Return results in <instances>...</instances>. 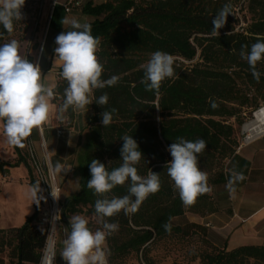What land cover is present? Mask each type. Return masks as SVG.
Returning <instances> with one entry per match:
<instances>
[{
  "label": "trees",
  "instance_id": "1",
  "mask_svg": "<svg viewBox=\"0 0 264 264\" xmlns=\"http://www.w3.org/2000/svg\"><path fill=\"white\" fill-rule=\"evenodd\" d=\"M30 1L36 30L43 0H25V6ZM225 4L231 6V14L220 35L213 37L210 35L212 19ZM81 12L90 18L87 23L91 25L92 35L100 38L96 54L104 67L102 79L118 76L119 81L115 86L94 90L89 122L75 156L78 190L65 198L62 217L80 213L83 208L96 216L95 201L103 197L87 187L91 178L88 164L98 159L109 171L120 166L121 137L132 136L143 154L136 165L138 174L147 176L149 170L158 173L161 187L143 201L136 213L125 215L121 211L105 218L119 225L117 231L106 237L107 252L110 258L134 252L141 255L142 264H151L148 252L152 245L159 239L182 233L172 222L183 213L184 206L173 191L174 182L165 167L172 159L167 151L169 145L177 137L189 141L202 138L207 142L206 149L199 154L198 167L207 173L210 187L209 175L220 169L222 162L234 154L233 146H238L231 120L241 124L264 105V60L256 66L260 73L257 80L240 56L242 45H247L245 51H250L258 40L264 41V0L87 1L81 6ZM16 24L17 21L14 29ZM70 30L73 29L61 32ZM9 35L0 25V44ZM33 46L39 49V43ZM157 50L173 56L175 72L172 78L162 82L159 95L146 91L140 82L144 75L142 66ZM25 57L34 63L29 53ZM66 87L67 82L63 80L53 88L54 97L63 98L60 104L65 99ZM104 93L109 100L101 107L95 101ZM111 109L117 111L111 125L104 127L100 113ZM66 115L69 126L74 118L71 107ZM23 143V148L11 145L16 154L13 162L0 159L2 173L6 166L26 163V140ZM29 184L33 189L36 187L31 173ZM129 185L130 181L118 185L106 195L109 199L123 197L128 194ZM39 197L40 193L35 196L34 212L22 225L0 229V264H5L4 257L10 264H38L46 239V232L35 223L43 202L42 199L37 202ZM188 209L200 213L209 211V193L198 196ZM166 222L171 224L170 231L163 227ZM192 235L206 247L199 253V264H264V245H244L227 251L216 248L196 233Z\"/></svg>",
  "mask_w": 264,
  "mask_h": 264
},
{
  "label": "clouds",
  "instance_id": "2",
  "mask_svg": "<svg viewBox=\"0 0 264 264\" xmlns=\"http://www.w3.org/2000/svg\"><path fill=\"white\" fill-rule=\"evenodd\" d=\"M25 0H0V25L8 33L14 31V23L22 21V9ZM231 14V6L224 7L212 19L211 36L220 35V29L227 23ZM63 24L73 30L61 32L55 38L54 49L56 59L61 64L59 75L67 82L64 89L65 99L59 111L63 114L70 107L73 111L84 110L93 103L94 90L115 86L118 76L107 80L102 79L104 67L99 61L97 51L100 38L92 35L91 25L81 23L75 18H63ZM247 45L241 46L240 56L246 60L255 79L259 80L260 73L256 66L264 60V41L258 40L250 51H245ZM173 56L167 52L157 50L150 54L149 60L142 66L144 75L141 83L146 91H155L159 95L162 82L175 75ZM55 93L51 86L42 82L41 68L38 63L30 62L28 58L19 54L18 41L13 39L0 44V122L3 126V135L9 145L23 148L24 141L31 135L32 130L45 123L50 116V101ZM108 94L101 95L95 103L99 106L107 105ZM116 109L104 110L100 113L104 127L111 125ZM123 145L120 149V166L111 171L98 159H92L89 166L91 178L87 187L100 197L95 201V214L102 229L92 231L88 227V220L80 215L71 217L70 233L64 240L61 252L66 264H107L104 246L106 237L118 230L117 223H109L105 218H111L121 211L134 214L150 194L160 190V175L149 170L147 176L138 174L136 165L143 158L139 145L132 136L125 134L121 137ZM207 147V142L200 138L195 141L177 137L176 142L169 145L167 151L171 154V161L165 167L167 174L174 182L175 189L185 206H191L200 195L208 194L211 188L208 185V175L198 167L199 154ZM61 171L62 165H56ZM242 174L233 172L227 187L237 180H243ZM130 181L128 194L123 197L108 198L116 186H123ZM41 192L37 185L32 192L35 197ZM134 198V199H133ZM43 197H39V200ZM163 227L171 230V224L166 222Z\"/></svg>",
  "mask_w": 264,
  "mask_h": 264
},
{
  "label": "crops",
  "instance_id": "3",
  "mask_svg": "<svg viewBox=\"0 0 264 264\" xmlns=\"http://www.w3.org/2000/svg\"><path fill=\"white\" fill-rule=\"evenodd\" d=\"M65 1L58 0L59 11L50 22L54 30H51L50 36L46 39V46L41 55L42 82L52 88L56 86L55 74L61 72V64L56 59L54 52L57 46L55 44L56 33L71 28L69 25L63 24L62 4ZM50 104L49 119L41 126L43 137L45 134L47 135L46 139L44 137V141L52 167L59 180L68 181L71 178L78 180L74 175L75 156L79 141L85 133L84 126L91 107L74 111L71 125L62 129L63 134L58 137L56 130L61 129V125L53 119L55 106L52 100ZM0 126H2V122ZM34 129L36 130V127ZM36 132L39 136L37 130ZM10 148L13 153L9 158L10 161L0 158L1 160L5 162L15 160L14 149L11 145ZM58 163L62 165L61 171L56 170ZM5 168L6 171L3 173L0 170V176L2 174L8 175L7 177L11 174L14 175L15 178L11 176V181L26 186L30 193V199L26 203L18 199L7 203L5 210L0 209V229L22 225L26 218L34 212L35 201V197L32 195L33 187L29 184V174H32V170L28 159L26 163L21 162L15 167L6 166ZM233 172L242 174L244 179L235 181L232 185L233 190L230 191L227 185ZM209 180L212 189L209 193L211 209L200 213L183 205V213L174 217L172 222L188 234L196 233L207 239L218 249L228 251L244 245H264V135L254 138L238 149L236 148L234 154L224 161L223 166L209 175ZM173 191L179 195L175 187H173ZM42 208L41 205L40 210ZM4 259L5 264H10L6 257Z\"/></svg>",
  "mask_w": 264,
  "mask_h": 264
},
{
  "label": "rangeland",
  "instance_id": "4",
  "mask_svg": "<svg viewBox=\"0 0 264 264\" xmlns=\"http://www.w3.org/2000/svg\"><path fill=\"white\" fill-rule=\"evenodd\" d=\"M80 1L82 6L87 1H91L93 3H99L104 0H80ZM66 2L67 0L65 1V3ZM31 5L32 2L30 1L26 4L25 7H23L22 13L24 15V19L22 21H17L13 33L7 36L4 43H7L13 39L17 40L19 44V54L22 57H25L26 53H29V55H31V57L34 59V63H36V60L39 56L40 47L39 49H36L33 45L34 43H39L40 46L41 41L44 39V45H43L44 48L46 46V39H48V37L50 36L51 30H54V27L53 25L51 26V24H49L48 28L46 27V22H47L46 19L51 6V0H43L41 18L39 20V24L36 30H34L35 23L33 20V16L31 15V11L29 9V6ZM81 6L79 8H74L69 12H65L63 9V17L64 18L67 17L70 19L75 18L81 23H87L90 20V18L82 14ZM54 9H55L54 11V15H55L59 11V6L54 7ZM43 48L39 58V65L41 62V55L43 53ZM61 70L62 69H60V71ZM55 77H56V83L62 82L64 80L63 78H61L59 73H56ZM62 99L63 98L60 96L54 97L53 103L55 106V117L53 119H55L56 122L58 121L60 123L61 129H65L68 127L67 125L68 118L66 115V111L63 114H61L59 111V108L62 105L60 104ZM89 106L90 105H88L85 109H87ZM88 112L90 114L86 118L87 121L84 128H86L91 115V110ZM254 112L251 113L250 116L246 117L241 124H237L236 120H231V123L234 125L233 137L236 145H238L243 141L242 132L244 125L252 120ZM44 137L46 139L47 135L45 134ZM32 141L34 142V147L36 149L38 157L40 159H43L47 151L46 145L45 147L42 145V141L37 135L35 129L32 130ZM233 147L234 149H236V146ZM12 154L13 153L10 148V145L6 142V138L3 135V128L2 126H0V158L3 160L8 159V161H10L9 158L11 157ZM26 160H27V156H26ZM222 163H224V161ZM54 175L61 189L60 197L63 205L65 198L69 194H73L78 190V182H77L78 180L74 178H71L68 181H65L64 179L59 180L56 176L55 171H54ZM7 176L8 175L6 174L5 175L2 174L0 176V192L2 190V196L0 197V209H4V210L7 207L6 205L7 203L9 204L18 199L23 203L24 202L26 203L29 201L28 199H30V193L26 188V186L18 183L15 184V182L11 181L12 178L11 176L14 175L11 174L9 177ZM74 215H80L86 218L89 222L88 227L92 231H95L98 228L102 229L101 224L98 222V218L94 215L87 213L85 208H83L82 212L80 213L69 214L65 219L62 217L56 233L55 255H54L53 264H66V262L61 257V252L64 247V240L67 238V235L71 231L69 221L71 217H73ZM205 249H206L205 245L200 241V239L197 236L182 231L181 235L172 234L157 240L149 250L148 257L150 258L151 264H199V257H198L199 253L204 251ZM107 250H108V246L107 243H105L104 251L106 254L107 264H142V257L140 254L137 255L136 253L131 252L123 257L110 258Z\"/></svg>",
  "mask_w": 264,
  "mask_h": 264
},
{
  "label": "built area",
  "instance_id": "5",
  "mask_svg": "<svg viewBox=\"0 0 264 264\" xmlns=\"http://www.w3.org/2000/svg\"><path fill=\"white\" fill-rule=\"evenodd\" d=\"M57 5L58 0H51V6L46 19L47 28L49 27L54 7H56ZM80 6V0H67L66 3L62 4L65 12H69L70 10L79 8ZM43 45L44 39L41 41V44L39 46V56L36 60V63L38 64ZM36 128L39 133V138L42 141V145L45 147L42 126L40 125ZM62 134L63 130L58 128L56 130V135L59 137ZM242 134L243 141L238 144L237 149L243 144L250 142L254 138L264 135V132L257 135H251L243 128ZM26 149L27 159L31 166L33 178L36 182V186L39 185L41 189L40 196L43 197V208L40 210L35 220L37 227L46 232V239L38 264H53L55 255L56 233L62 218V200L60 197L61 189L56 181L49 153L46 151L43 159H40L37 155L31 135L26 139Z\"/></svg>",
  "mask_w": 264,
  "mask_h": 264
},
{
  "label": "bare ground",
  "instance_id": "6",
  "mask_svg": "<svg viewBox=\"0 0 264 264\" xmlns=\"http://www.w3.org/2000/svg\"><path fill=\"white\" fill-rule=\"evenodd\" d=\"M244 130L251 135L264 132V106L254 112L252 120L244 125Z\"/></svg>",
  "mask_w": 264,
  "mask_h": 264
},
{
  "label": "water",
  "instance_id": "7",
  "mask_svg": "<svg viewBox=\"0 0 264 264\" xmlns=\"http://www.w3.org/2000/svg\"><path fill=\"white\" fill-rule=\"evenodd\" d=\"M65 206H66V202H64L63 205H62V215H64Z\"/></svg>",
  "mask_w": 264,
  "mask_h": 264
}]
</instances>
